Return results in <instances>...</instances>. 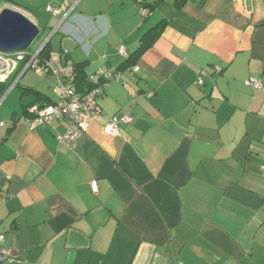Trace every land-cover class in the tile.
Instances as JSON below:
<instances>
[{
	"label": "crops",
	"instance_id": "1",
	"mask_svg": "<svg viewBox=\"0 0 264 264\" xmlns=\"http://www.w3.org/2000/svg\"><path fill=\"white\" fill-rule=\"evenodd\" d=\"M141 1L157 3L147 17ZM6 8L49 31L40 52L67 51L88 80L119 74L99 105L133 120L116 137L95 120L68 147L66 123L31 128V108L55 100L51 77L0 86V264H264V0H0Z\"/></svg>",
	"mask_w": 264,
	"mask_h": 264
},
{
	"label": "built area",
	"instance_id": "2",
	"mask_svg": "<svg viewBox=\"0 0 264 264\" xmlns=\"http://www.w3.org/2000/svg\"><path fill=\"white\" fill-rule=\"evenodd\" d=\"M60 10V7L51 6L48 12L57 16ZM140 13L147 17L150 11L141 8ZM120 53L127 57L124 48L120 49ZM133 70L137 71L138 67H134ZM28 71L37 75H47L55 81V100L43 107L36 105L30 110L32 129L53 121L64 122L68 129L66 134L59 138V142L68 147H75L78 141L87 134L90 124L95 120L102 119L105 121L104 132L111 137L120 134L122 125L132 123L133 119L130 114L108 119L99 105L100 97L104 93L106 85L111 80H120V75L114 74L110 69L102 68L90 76L91 88L86 93H82L78 88L76 66L69 58L67 51L51 52L48 56H43L40 51L31 53L28 50L18 53L0 52V86L17 78L18 74L21 76ZM220 72L221 70L218 68L214 70L216 74ZM209 77L211 75L207 70H201L196 79L197 86L204 87L206 79ZM245 85L254 90L263 89V83L255 78L248 79ZM262 172H264V166ZM91 186L93 192L96 193L97 184L94 182ZM3 242V236H0V263H4L7 256L6 251L2 248Z\"/></svg>",
	"mask_w": 264,
	"mask_h": 264
},
{
	"label": "water",
	"instance_id": "3",
	"mask_svg": "<svg viewBox=\"0 0 264 264\" xmlns=\"http://www.w3.org/2000/svg\"><path fill=\"white\" fill-rule=\"evenodd\" d=\"M38 35V27L23 14L9 8L0 12V52L26 51Z\"/></svg>",
	"mask_w": 264,
	"mask_h": 264
},
{
	"label": "trees",
	"instance_id": "4",
	"mask_svg": "<svg viewBox=\"0 0 264 264\" xmlns=\"http://www.w3.org/2000/svg\"><path fill=\"white\" fill-rule=\"evenodd\" d=\"M156 6H157V3H148V2H144V1L140 2V9L141 8H146V9H148L150 11V13L153 12V10H154V8ZM155 31H156V29L155 30H151L146 35L143 36V38L141 40L140 48L137 51L138 54L144 52L146 49H148L149 47L152 46L153 42L156 40ZM50 53L51 52L49 51L48 45L45 48H43V50L41 52V54L43 56H48ZM133 62H135V61H133ZM136 65L137 64H135L134 66H136ZM80 66H76L77 83H78L79 91L82 92V93H86L87 91L90 90L91 85L89 84V80L87 79V76L85 75V73L82 72V68H80ZM85 86L88 87V89L85 90V91L81 90V88L85 87Z\"/></svg>",
	"mask_w": 264,
	"mask_h": 264
},
{
	"label": "rangeland",
	"instance_id": "5",
	"mask_svg": "<svg viewBox=\"0 0 264 264\" xmlns=\"http://www.w3.org/2000/svg\"><path fill=\"white\" fill-rule=\"evenodd\" d=\"M49 36H50L49 31L42 29L40 34L37 36V38L32 43L30 49H28V51L32 53H37L41 49V47L44 45V43L47 41ZM56 39L57 37L53 40L52 44L54 45L55 49H58V44H57ZM36 77L37 76L36 74H34V72L29 71L28 74L23 79L21 85L30 86L34 80L38 79ZM53 92H54V88H53Z\"/></svg>",
	"mask_w": 264,
	"mask_h": 264
}]
</instances>
